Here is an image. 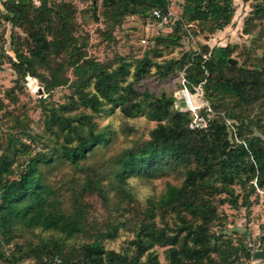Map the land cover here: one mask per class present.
<instances>
[{"label": "trees", "instance_id": "obj_1", "mask_svg": "<svg viewBox=\"0 0 264 264\" xmlns=\"http://www.w3.org/2000/svg\"><path fill=\"white\" fill-rule=\"evenodd\" d=\"M242 1L255 3L244 22V33L250 34L254 20L264 19V0ZM38 3L0 2V22L11 27L9 52L4 44L0 47V62L5 57L18 76L14 87L23 82L24 88L17 86L23 91L26 78H36L46 95L37 100L43 110L41 132L6 111L0 100V263L250 264L253 247L264 251V227L251 246L244 237L226 233L227 217L220 207L249 210L251 197L258 200V191L264 193V140L255 134L264 133V126L250 118L257 103L264 111L262 60L230 65L233 47L220 48L216 56L214 48L202 44L179 59L158 62L161 54L154 49L155 58L144 52L137 60L116 56L105 64L88 55L74 4ZM179 4V19L168 25L171 33L164 41L157 38L162 48L200 33L213 35L229 25L234 12L232 0ZM101 6L112 25L132 16L158 23L152 11L167 12L169 0H101ZM181 72L190 93L201 86L213 111L206 127L190 129L193 114L175 109V92L182 85L160 94L140 89L152 74L167 82L179 79ZM62 87L70 90L66 103L44 100ZM115 109L126 120L145 117L156 125L148 140L113 158V171L104 175V165L97 167L92 160L116 135L107 126L96 130L94 118ZM65 165L74 173L71 178L59 188L47 182ZM76 173L83 179L77 180ZM172 173L179 185H167L144 204L129 189L130 179L148 181ZM110 193L119 218L103 228L90 224L85 197L95 195L108 205ZM217 225L219 231L213 230ZM121 228L132 238L122 251L106 249L104 241H115ZM157 248L163 249V262Z\"/></svg>", "mask_w": 264, "mask_h": 264}, {"label": "rangeland", "instance_id": "obj_2", "mask_svg": "<svg viewBox=\"0 0 264 264\" xmlns=\"http://www.w3.org/2000/svg\"><path fill=\"white\" fill-rule=\"evenodd\" d=\"M2 1L3 0H0V2ZM33 1L35 5L39 4L38 0ZM69 1L74 4L77 10L76 18L78 24L81 26V33L87 37L86 44L88 55L105 64L114 62L116 56H121L127 60H137L144 52H149L150 57L155 58L152 54L154 49L160 51L161 54V57L155 58L158 62L169 59H179L186 50H197L198 45L207 44L209 48H214L216 56H219L220 48L226 45L233 47L235 53L232 56V60H234L235 63L238 62V66H240L239 62L243 59H246L249 63L262 60L264 65V19L254 20L253 25L249 27L251 30L250 34H245L243 31L246 26L244 24L245 20L252 14L254 2L244 3L242 0H232L234 9L232 19L229 25L222 30L215 32L213 35L200 33V35L193 40H184L180 44L162 48L161 45L157 44V38H161L162 41L166 39L171 33V29L168 26H161L151 19H142L136 16L125 18L120 25H112L102 16L103 8L101 6V0H95V2L92 0ZM180 2L181 0H169V10L174 15V20L179 19L181 13ZM94 9L96 10L93 14ZM0 14H4L2 5H0ZM10 32V24L2 20L0 22V47L2 48L4 44L7 52H9L8 41ZM107 35H109V37ZM67 74L71 77L70 71H68ZM17 79L18 76L4 57L0 62V100H2L6 111L15 116L20 115L24 117L28 121V127L33 132H41L43 110L41 107L42 104H39L37 101L39 97L34 95L33 92L31 93L27 81L23 91L17 87H23V82H20L14 87V82ZM37 82L38 88L42 89L38 79ZM142 82L143 86L140 87L141 90L145 89L155 94L174 91L181 85L180 80L177 78L169 79L166 82L165 80L157 79L153 74L145 78ZM11 89L14 90V97L6 94ZM179 94L180 91L175 92L177 96L176 99ZM69 95L70 90L66 87H62L56 89L49 98L44 100L48 104H64L68 101ZM187 103L191 106L193 105L190 96L187 99ZM259 104L260 103H257L254 108L252 107L253 112H250V118L254 122L260 120V124L264 126V111H261V106ZM94 122L96 123V130H100L107 126L109 130L116 135L113 141L97 153L92 160L97 167L104 165L102 169L104 175H108V173L113 171V167L111 168L110 166L113 158L117 157L124 148L133 147L135 143L139 144L148 140L150 131L156 125L155 122L145 117L126 120L120 114L119 109H115L111 114L96 116ZM129 130H132L131 133ZM252 131L255 132V129H252ZM255 134L261 136L264 140V133L257 132ZM73 174L70 167L65 165L58 168L54 174L50 175L47 182H51L50 184L52 186L59 188L60 185L71 178ZM75 177L77 180L83 179V175L79 173H76ZM179 183V178L172 173L148 181L130 179L129 189L140 204H144L148 199L157 198L164 192L167 185L178 186ZM103 184L106 185V181H104ZM258 192V200H254V196L251 197L252 206L249 210L243 208L232 209L228 205L220 207V211L227 217L225 225L226 233L232 236L244 237L246 239L245 241L250 242L249 244L251 246L259 241L261 236L260 228L261 226L264 227V193L261 191ZM109 198V204L103 205L100 199L95 195H88L85 197L89 205L87 215L90 224H96L98 227L103 228L109 222L119 218L118 213L115 211L117 201L114 197V193H110ZM220 228L221 227L217 225L213 230L219 231ZM131 236L132 234L129 230L121 228L117 239L115 241H104V247L106 249L122 251L127 245V241L132 238ZM156 250L159 260L163 262V249L157 248ZM0 264H2V262ZM28 264H30V262H28ZM250 264L263 263L251 260Z\"/></svg>", "mask_w": 264, "mask_h": 264}, {"label": "built area", "instance_id": "obj_3", "mask_svg": "<svg viewBox=\"0 0 264 264\" xmlns=\"http://www.w3.org/2000/svg\"><path fill=\"white\" fill-rule=\"evenodd\" d=\"M152 16L155 20L158 21V24L161 26H168L170 22L174 20V15L170 12V10H168L165 13L159 10H154L152 11ZM179 80H180L181 85L183 86L182 88L183 90L180 91L178 98H180L183 94L186 100V103H187V99L189 96L192 98V102H193L192 106L187 103V108L189 110L188 112L193 113V119L189 124V128L194 130L197 128L206 127L207 122L211 119V117H213V111L208 105V103L203 100V91H202L201 86L195 87L194 92L190 93L189 90L185 87L186 80L184 77V72H182L179 75ZM26 81L28 82V87L31 93L34 92L38 88V82L36 78L27 77ZM200 110H205L206 112L205 118L199 116Z\"/></svg>", "mask_w": 264, "mask_h": 264}, {"label": "water", "instance_id": "obj_4", "mask_svg": "<svg viewBox=\"0 0 264 264\" xmlns=\"http://www.w3.org/2000/svg\"><path fill=\"white\" fill-rule=\"evenodd\" d=\"M228 62L230 65L235 64V61L232 59H229ZM233 86H235V84H233ZM33 93H34V95H36L39 98H44V96H45L44 91L40 88L36 89ZM175 108H176V110H178L179 112H182V113L189 111L187 108L186 100H185L183 95L175 101ZM250 259L252 261H260L264 264V251H261L258 248H253L251 250V258ZM52 263H54V262L49 261L46 264H52Z\"/></svg>", "mask_w": 264, "mask_h": 264}]
</instances>
